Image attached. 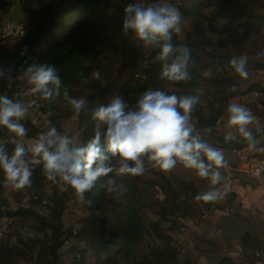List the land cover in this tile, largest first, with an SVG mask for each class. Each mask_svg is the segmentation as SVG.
Masks as SVG:
<instances>
[{"label": "trees", "instance_id": "trees-1", "mask_svg": "<svg viewBox=\"0 0 264 264\" xmlns=\"http://www.w3.org/2000/svg\"><path fill=\"white\" fill-rule=\"evenodd\" d=\"M27 1L19 0L22 4ZM136 2L140 0H52L33 10L26 21L25 39L6 38L19 41V48L1 45L3 39H0V95L13 99L16 89L24 83L27 85L25 76L19 78V75L31 64L55 66L62 80L60 94L56 95L55 88L49 85L52 98L45 100L37 93L36 103L58 132H67L74 142L73 134L63 127L61 120L75 115L82 131V142L75 143L84 145L94 134L92 112L115 95L122 96L129 107H134L147 90H163L177 96L196 95L201 90L199 103L192 113L199 135L210 146L222 149L228 165L237 167L235 149L249 139L237 132L226 141L217 122L229 98L236 95L237 80L241 78L229 62L242 55L248 61L245 41L261 31L255 15L257 9L264 10V0H200L194 10L183 3L181 7L186 18L190 17L193 28L184 40L174 34L171 41L174 48L184 45L191 50L189 79L181 82L168 81L160 75L163 62L157 59L159 47L154 46L148 53L131 30L123 33L124 9ZM15 5L16 0H0V28ZM240 26L246 28L244 34L239 32ZM263 48L264 41L257 50L261 55ZM177 55L179 52L174 51L168 63ZM259 66H264V62ZM95 70L100 72L99 79L92 78ZM140 73L147 77L140 80ZM168 85L172 87L170 90L166 89ZM65 88L71 97L86 102L78 116L63 97ZM30 119L22 124L35 130L27 136H37L40 129ZM208 128L210 132L205 131ZM250 133L253 138L263 134L264 128ZM0 138L10 156L16 137L0 126ZM202 159L207 163L206 157ZM111 163L118 169L115 160ZM32 167L31 187L15 192L17 207L11 206L3 194L4 175L0 171V217L10 221L7 237L0 240V264H61L60 249L65 243L71 246V264H199L197 256L217 249L213 241L198 236L195 246L188 249L184 246L187 251L181 253L171 234V231H183L177 216L197 217L208 204L223 206L216 201L194 199L197 194L205 193L201 180L179 179L176 186L159 171L147 179L143 175L114 171L109 177H114L121 186L118 199L102 186L109 177H101L85 194V202L68 186L62 192L54 188L48 202L45 194H40L25 206L24 193L41 191L46 184L42 166ZM73 202H80L85 214L77 226H67L66 213ZM240 243V256L223 255L216 264H257L259 244L252 233H243Z\"/></svg>", "mask_w": 264, "mask_h": 264}, {"label": "clouds", "instance_id": "clouds-1", "mask_svg": "<svg viewBox=\"0 0 264 264\" xmlns=\"http://www.w3.org/2000/svg\"><path fill=\"white\" fill-rule=\"evenodd\" d=\"M182 20L179 9L168 0L152 3L140 0L124 9L123 33L128 34L131 30L136 41L144 47H159L157 59L163 62L160 75L173 82L189 79L191 50L184 45L174 48L171 42L173 35L182 31ZM174 51L179 55L168 63ZM229 63L241 78L247 79L246 55L234 57ZM23 75L31 86L32 94L39 93L45 100L52 98L53 91L49 85L55 88L56 95L60 94L62 80L55 66L33 63ZM92 78H100L99 70L93 71ZM197 91L199 94L196 95L177 96L163 90H147L134 107H129L122 96L115 95L92 112L94 134L84 145H77L67 132H58L50 122L46 131L26 145L24 137L28 130L19 121L25 118L28 109L22 103L0 95V126L16 137L10 156L0 145V171L4 175V185L14 191L31 187L32 166L41 165L48 181L59 184L62 191H67L70 186L77 198L85 202V194L101 177H109L114 171L132 176L145 174V157L156 171L167 174L179 162L187 169H194L199 178H210V183L216 185L221 175L212 169L225 167L227 161L222 150L194 134L192 113L202 95L201 90ZM63 97L77 116L85 109V100L71 97L66 88ZM227 113L228 126L235 127L251 141L247 126L256 119L251 110L238 103H229ZM205 131L210 132L211 129ZM232 138L226 136L225 140ZM249 147L255 148V143H250ZM202 156L206 157L207 163ZM113 160L119 165L118 169L112 165ZM102 186L108 193H114L117 199L121 195V186L117 185L114 177H109ZM222 195L219 190H213L197 194L194 199L214 202Z\"/></svg>", "mask_w": 264, "mask_h": 264}, {"label": "crops", "instance_id": "crops-1", "mask_svg": "<svg viewBox=\"0 0 264 264\" xmlns=\"http://www.w3.org/2000/svg\"><path fill=\"white\" fill-rule=\"evenodd\" d=\"M255 19L261 24V31L258 34H251L245 41L248 48V61L246 63L248 77L247 79L239 78L237 80L236 95L229 98L227 101L225 105V112L223 116H221L223 118L222 124L218 126L220 133L225 136L233 137L238 132L235 127L228 126L227 106L229 103H238L250 109L252 114L256 117V119L250 123L247 128L249 132L264 128V82L258 73V69L260 68L259 64L264 62V57L257 52L259 45L264 41L263 9H257ZM250 89L258 90L260 92V98L252 101H242L241 94ZM71 118H75V115L63 118L65 119L63 125L64 128H66V121ZM254 137H259L264 140V133ZM217 170H220V173L222 174L221 179L226 175H230L247 184L249 190L253 193L255 198L253 209L248 212L236 210L233 215L225 216L223 214L222 207L226 205H235L233 197L227 192L222 191L219 187V183L216 185L208 183V191L219 190V192L223 194L222 196H218L216 200L218 204L223 206L219 207L212 220H201L199 217H188L186 230L173 231L171 234L174 236L176 242H180L183 246H187L188 244L195 246L194 242L198 236H202L213 241L217 247L215 251H204L200 257H196L199 258L200 261H204L205 264H216L218 263L219 258L223 255H229L234 258L240 256L242 253L240 236L245 232L252 233L259 244V248L256 250H260L264 255V210L260 211L259 214H257L255 210L257 196H260V199L264 201V173L253 178L238 170L237 167H232L228 164L219 169H216L215 167L212 169V171ZM204 180L208 181L210 178ZM206 185L207 184L204 183V191ZM257 260V264H264V259L257 257Z\"/></svg>", "mask_w": 264, "mask_h": 264}, {"label": "built area", "instance_id": "built-area-1", "mask_svg": "<svg viewBox=\"0 0 264 264\" xmlns=\"http://www.w3.org/2000/svg\"><path fill=\"white\" fill-rule=\"evenodd\" d=\"M143 2L152 3L157 2V0H143ZM158 2H164V0H158ZM168 2L173 3L179 9L182 14V17L185 18L187 22L191 21L190 17L186 18L185 12L181 7L184 3V0H168ZM25 31V22L21 23L15 19L6 20L0 28V38H10L22 41L25 39ZM245 31L246 28L244 26L239 27V32L241 34H244ZM262 53L264 57V48ZM258 73L264 82V66H261L258 69ZM141 76L142 79H145L147 77L145 73H143ZM259 98L260 92L256 89L246 90L241 94L242 101H252L257 100ZM13 100L22 103L28 109L25 118L19 122L22 123L27 118H31L34 103L32 96L28 92L27 87L25 85L22 84L16 89ZM222 121L223 118L220 117L217 122L219 126L222 124ZM14 140L15 139H13V141ZM3 143L4 141L0 138V145H2ZM250 143H255V148L249 147ZM261 149H264V140L259 137H253L251 138V141H248L244 145L237 147L235 149V154L238 158L237 169L253 178L264 173V151H262ZM47 185L51 190L53 189V191L54 188H57L59 191L62 192L59 184H54L53 182H50ZM44 187L45 185L43 186L41 191L27 190L23 195V205L27 206L33 198H37L40 194H45V202H48L49 195L44 192ZM219 187L222 191H225L230 194L234 198L235 202V205H226L222 207V211L225 216L233 215L236 210L248 212L253 209L255 198L245 182L241 181L240 179L234 176L226 175L220 180ZM218 209L219 208L216 205L208 204L201 210L200 214L197 217H199V219L201 220H212L215 217L216 211ZM176 220L183 225L182 229L186 230L188 217L179 215L177 216ZM9 229V219L0 217V240L7 237L10 231ZM175 246L181 253H186L187 249L180 242H175ZM256 256L258 258L264 259V255L260 250H256Z\"/></svg>", "mask_w": 264, "mask_h": 264}, {"label": "rangeland", "instance_id": "rangeland-1", "mask_svg": "<svg viewBox=\"0 0 264 264\" xmlns=\"http://www.w3.org/2000/svg\"><path fill=\"white\" fill-rule=\"evenodd\" d=\"M52 0H28L25 4H22L19 2V0H16V5L14 7H12L10 9V11L8 12L7 18L5 20H11V19H15L18 20L19 22H25L28 19V16H30L32 14V11L35 9H39L41 6H44L46 4H48L49 2H51ZM200 2V0H184V5L186 7L191 8L192 10L195 9V7L198 5V3ZM193 25L192 22H187L185 20V18H183L182 20V31L178 34L179 37L184 40L186 38V33L190 30H192ZM3 39V38H0ZM6 44L10 47V49H16L19 48L21 43L19 41H14V40H10V39H3V41H1V45ZM154 46H149L146 47L147 52L149 53L151 51V49ZM143 73H140V77H142ZM24 78L23 74L19 75V78L21 77ZM142 80V78L140 79ZM25 86H28L29 89H27L30 92V85L27 83V85L24 83ZM172 87L171 85L167 86V90H170ZM35 96L36 94H32V99L33 101H35ZM34 103V108L32 110L31 113V117H32V122H34L33 124L35 126H37L38 129H40V132L46 131L47 127L49 126L50 119L49 117L43 112V110L41 109V107L36 103ZM71 117V116H69ZM65 119L61 120V124L64 125ZM191 122L195 125V121L193 119H191ZM24 124V123H23ZM51 125H54L52 122H50ZM66 126V130L71 132L74 136L75 142L76 143H81L82 142V131L80 129V125H79V120L78 118L75 116V118H71L68 121H66L65 123ZM27 129V128H26ZM27 133L29 134H33L35 132L34 129L29 128L27 129ZM37 133V134H39ZM194 134H199V132L197 131V128L195 126V132ZM38 136V135H37ZM37 136H25L24 137V142L25 144H29L32 142V140L34 138H36ZM145 160V167L147 169L146 173L143 174V178L147 179V178H151L154 177L156 174V170L152 169L150 167V164L147 160V157L144 158ZM220 172V170H218ZM163 173V172H162ZM165 174V173H163ZM167 177H169L171 180L174 181L175 185L178 186L177 180L179 179H198L201 180L203 183H206L207 185L205 186V191L208 192V188H209V184L210 180L205 181L204 179H201L197 176V174L195 173V171L191 170V169H187L185 168L182 164H180L179 162L177 163L175 169H173L171 172L165 174ZM220 175H222L220 173ZM33 178V176H32ZM159 180H161L160 176L158 175L157 177ZM51 181H48L46 179V184L44 187V192L47 195H52L53 189L51 190L47 184H49ZM164 182V181H163ZM212 191V190H211ZM15 192L14 190H12L10 187H5L4 190V196L10 201L11 206L13 207H17L18 206V200L15 198ZM255 210L256 213L259 214L260 211L264 210V201L260 199V196H257V204L255 206ZM85 214L84 209L82 208L80 202H73L68 210V212L66 213V221H67V226H77L79 224L80 219L83 217V215ZM173 232V231H171ZM30 233V232H29ZM195 244V242H194ZM189 246H194V245H187L185 246L187 249L189 248ZM72 250H71V246L68 243H65V245L60 249V262L61 264H71L72 263ZM204 256V254H203ZM20 264H26L25 262H21ZM200 264H205L204 261H200Z\"/></svg>", "mask_w": 264, "mask_h": 264}]
</instances>
